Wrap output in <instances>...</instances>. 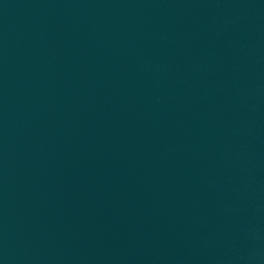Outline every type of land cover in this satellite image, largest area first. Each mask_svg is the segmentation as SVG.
Segmentation results:
<instances>
[{
	"label": "water",
	"instance_id": "obj_1",
	"mask_svg": "<svg viewBox=\"0 0 264 264\" xmlns=\"http://www.w3.org/2000/svg\"><path fill=\"white\" fill-rule=\"evenodd\" d=\"M0 264H264L246 0H0Z\"/></svg>",
	"mask_w": 264,
	"mask_h": 264
}]
</instances>
